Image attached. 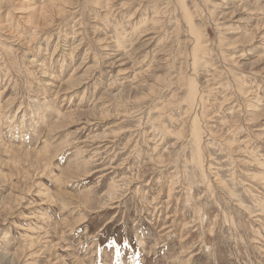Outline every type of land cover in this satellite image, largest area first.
<instances>
[{
    "label": "rangeland",
    "instance_id": "1",
    "mask_svg": "<svg viewBox=\"0 0 264 264\" xmlns=\"http://www.w3.org/2000/svg\"><path fill=\"white\" fill-rule=\"evenodd\" d=\"M0 264H264V0H0Z\"/></svg>",
    "mask_w": 264,
    "mask_h": 264
},
{
    "label": "bare ground",
    "instance_id": "2",
    "mask_svg": "<svg viewBox=\"0 0 264 264\" xmlns=\"http://www.w3.org/2000/svg\"><path fill=\"white\" fill-rule=\"evenodd\" d=\"M187 1V0H186ZM188 5V4H187ZM30 8V7H29ZM229 9V8H228ZM29 11V10H28ZM188 12V11H187ZM32 13V12H31ZM231 14V13H230ZM219 16V15H218ZM37 18V17H36ZM27 20V19H26ZM37 20V19H36ZM29 21V20H28ZM97 25V24H96ZM259 28V27H258ZM202 29V28H201ZM23 31V30H22ZM16 35V34H15ZM205 39V38H204ZM104 41V40H103ZM197 41V40H196ZM198 42V41H197ZM204 43V42H203ZM197 44V43H196ZM230 44V43H229ZM198 45V44H197ZM196 45V46H197ZM4 48V47H3ZM110 48V47H109ZM118 48V47H117ZM198 47H196L195 48V50L197 51L198 49H197ZM7 50V49H6ZM42 50V49H41ZM6 53V52H5ZM196 55V54H195ZM28 56V55H27ZM120 63V62H119ZM112 65V64H111ZM38 66V65H37ZM109 66V65H108ZM178 69V68H177ZM123 71V70H122ZM120 72V71H119ZM174 78V77H173ZM73 79V78H72ZM51 85V84H50ZM133 88V87H132ZM134 90V89H133ZM71 91V90H70ZM139 91V90H138ZM153 91V90H152ZM132 92V91H131ZM131 94V93H130ZM133 95V94H132ZM145 100V99H144ZM127 101V100H126ZM45 110V109H44ZM47 111V110H46ZM94 115V114H93ZM56 126V125H55ZM194 126V125H193ZM196 126V125H195ZM13 127V126H12ZM194 128V127H193ZM56 131V130H55ZM201 132V131H200ZM196 133V132H195ZM172 134V133H171ZM199 134V133H198ZM177 135V134H176ZM196 138V137H195ZM200 138H201V136H200ZM75 142V141H74ZM200 143H201V141H200ZM201 145V144H200ZM199 146V145H198ZM200 147V146H199ZM199 150V149H198ZM79 155V154H78ZM210 180V179H209ZM4 263V262H3Z\"/></svg>",
    "mask_w": 264,
    "mask_h": 264
}]
</instances>
